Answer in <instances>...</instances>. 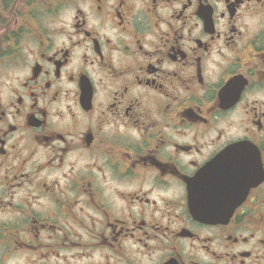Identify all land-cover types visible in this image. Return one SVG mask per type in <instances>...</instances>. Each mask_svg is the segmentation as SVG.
<instances>
[{"label":"flooded vegetation","instance_id":"obj_1","mask_svg":"<svg viewBox=\"0 0 264 264\" xmlns=\"http://www.w3.org/2000/svg\"><path fill=\"white\" fill-rule=\"evenodd\" d=\"M0 264H264V0H0Z\"/></svg>","mask_w":264,"mask_h":264}]
</instances>
